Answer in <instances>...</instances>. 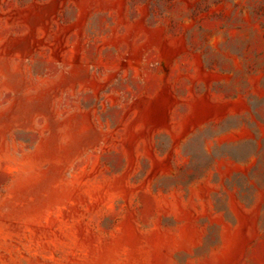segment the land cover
<instances>
[{"label":"rangeland","instance_id":"obj_1","mask_svg":"<svg viewBox=\"0 0 264 264\" xmlns=\"http://www.w3.org/2000/svg\"><path fill=\"white\" fill-rule=\"evenodd\" d=\"M0 264H264V0H0Z\"/></svg>","mask_w":264,"mask_h":264}]
</instances>
